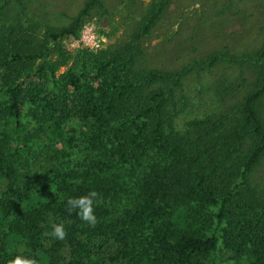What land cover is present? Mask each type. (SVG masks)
Returning <instances> with one entry per match:
<instances>
[{
  "label": "trees",
  "instance_id": "obj_1",
  "mask_svg": "<svg viewBox=\"0 0 264 264\" xmlns=\"http://www.w3.org/2000/svg\"><path fill=\"white\" fill-rule=\"evenodd\" d=\"M11 1L26 6L0 0V264H264V186L248 178L264 155V46L156 68L144 42L171 0L89 51L62 41L106 0L41 39ZM90 191L94 225L66 203Z\"/></svg>",
  "mask_w": 264,
  "mask_h": 264
},
{
  "label": "rangeland",
  "instance_id": "obj_2",
  "mask_svg": "<svg viewBox=\"0 0 264 264\" xmlns=\"http://www.w3.org/2000/svg\"><path fill=\"white\" fill-rule=\"evenodd\" d=\"M150 1L106 0L105 14L101 15L98 11L85 17L78 37L63 40L62 44L67 50L80 51L120 44L126 39ZM23 2L26 5L24 7L19 6L16 1H11L14 4L11 7L25 10L21 21L27 28L37 24L35 34L41 39L40 30L45 26L59 27L66 24L79 12L85 0H23ZM167 9L159 26L144 42L148 47L146 55L149 56V64L152 67L173 69L184 58H190L194 49L196 56L206 53L208 49L246 54L260 52L264 46V0H171ZM167 39L174 40L173 47L165 42ZM161 45L167 47V54L160 51ZM236 70V66L231 68V71ZM63 71L64 67H60L57 72L61 74ZM261 106L264 120V97ZM188 117L191 115H182L179 124L189 120ZM32 126L33 123L27 125L31 131ZM47 136L50 137V133H47ZM42 158L44 159V156ZM60 160L59 158L54 161ZM39 163L43 164L41 161ZM33 170L32 167L31 171ZM248 178L252 187L264 186V155ZM226 258L220 253V258L216 260L217 264H236ZM205 264H209V261L207 260Z\"/></svg>",
  "mask_w": 264,
  "mask_h": 264
},
{
  "label": "clouds",
  "instance_id": "obj_3",
  "mask_svg": "<svg viewBox=\"0 0 264 264\" xmlns=\"http://www.w3.org/2000/svg\"><path fill=\"white\" fill-rule=\"evenodd\" d=\"M97 196V193L90 191L85 196L69 198L67 200V206L69 210H77V215L82 221L90 224L96 223V217L93 214V203ZM53 237L57 239H63L66 235L65 228L63 224H53L52 231L50 233ZM11 264H34V261L30 259H22L20 257H15L12 259Z\"/></svg>",
  "mask_w": 264,
  "mask_h": 264
}]
</instances>
